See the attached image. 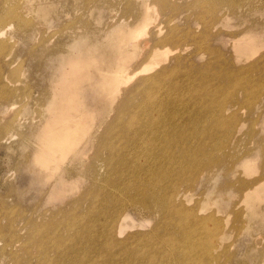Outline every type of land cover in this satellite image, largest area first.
<instances>
[{
    "label": "rangeland",
    "instance_id": "374dc122",
    "mask_svg": "<svg viewBox=\"0 0 264 264\" xmlns=\"http://www.w3.org/2000/svg\"><path fill=\"white\" fill-rule=\"evenodd\" d=\"M215 1L221 2V0H172V4L175 5L174 11L161 10L158 6V14L151 11L148 15L158 18L153 22L150 20L149 26L155 24L164 26V19L168 15L173 17L171 26L176 27V35H181L182 38H180L181 41L161 45L163 48L177 50L175 53L170 52L167 62L162 65L177 67L172 57L178 53L179 67L153 81L147 80V77L154 72L137 75L127 86V91L139 83V78L146 79L139 85V90L135 91L134 96L124 98L122 94L121 101L118 102L116 99L114 102L104 96L105 92L102 91L100 81V70L112 68L115 64L114 57L109 56L107 51L102 55L99 52L95 53L92 49L96 45L105 48L112 37L110 36L111 28L123 19L121 15L127 4L126 1L0 0V15H8L5 22H10L11 26L0 40V235L6 234L4 238L0 236L1 243L6 240L7 234L11 231H16L17 234L23 233L20 229L22 224L20 220L31 212L30 207L37 205L36 216L44 211L52 214L55 208H62V213L57 216L49 214L47 221H50L53 226H58L55 231L57 239L55 238L54 242L57 241L55 248L59 246L58 253L61 257L65 254V247L69 245L71 264H264V254H262L264 253V79H262L264 74L260 69L256 70L251 66L264 64V57L261 58L264 54V2H258V7L254 10L241 8L243 10L239 13L244 16L243 19L235 18L233 15L229 16L225 22L217 24L220 30L219 35L205 39L199 33L205 22L215 18L216 13L213 8L220 5ZM236 1L245 2L246 6L251 2L234 0ZM198 2L200 10H203L201 14L197 11ZM128 4L133 6L134 2L130 1ZM225 7L227 6L224 4L223 8ZM8 17L12 18L8 19ZM250 25L251 29H249ZM136 28L137 26L134 29ZM217 28L212 30H217ZM192 30L195 31L197 44L184 36L188 32L193 34ZM230 33L239 34L233 35L235 38H232L228 35ZM241 34L244 37H241ZM248 38L253 43L259 42L251 48L254 52L252 56H249L248 52L239 51V48L243 46L242 42ZM142 41L141 47H144L145 44ZM199 42H201L200 45ZM151 44L149 42L145 48L139 49L140 52L138 50L134 52L135 55L129 63V69L139 70L149 61L147 56L152 49ZM203 44L204 47H202ZM198 47L204 48V51L198 52L196 50ZM69 59H80L86 63L91 60L96 62L83 66L79 74L90 76L83 79L79 101L80 109L86 115L84 121L89 126L88 131L92 134L83 140L80 152L66 157L60 166V171L48 180L44 174L39 172V168L32 164L31 160L34 154H40V149H45L41 145L51 130L58 128L59 132L60 128L56 120L68 105L59 102L60 95L56 90H58L63 69L69 64ZM102 59L105 61L102 62ZM238 67H250V69L238 75L236 72ZM190 70L199 74L198 77L196 76L197 82L195 83L185 77ZM211 74L215 75L216 80L211 79ZM226 74L228 76H225ZM200 78L204 79V88L202 84L198 86ZM219 84L222 88H217ZM242 84L247 86L243 95L240 94ZM15 94H18V97ZM157 102L162 103L161 106H158ZM52 108L53 111H51ZM227 108L231 109L226 110ZM219 109L225 110L226 115L219 113L220 118L216 113ZM232 112L235 115L230 119ZM215 117L218 118V123ZM154 119L155 121L146 126V131L141 132L142 135L136 136L135 140L132 139L141 123ZM10 122L13 126H10ZM156 122L163 126L156 125ZM166 127L175 129L171 134ZM111 132L115 135H111ZM73 133L74 131H71L70 135ZM154 135L157 138L180 135L176 142L190 141L195 150L202 146L203 151L196 157H199L197 165L189 169L181 167V169L172 171L174 168L171 167L169 161H166L167 158L164 159L159 154L157 156L162 142L165 141L164 138L153 141V144L158 143L155 145L158 147H152L154 152L145 151L147 140L153 139ZM135 144L138 147L137 152H135ZM220 148H223L222 151ZM215 151L218 155H214L217 154ZM206 152H211V154ZM48 159L50 160L49 157ZM140 165L143 167L140 168ZM189 175L195 176L192 178ZM149 179L161 185V189L156 187L161 196L160 200L164 199L163 201L169 202L167 210L174 207L172 213L168 210L167 215L164 213L161 217V213L157 211L158 209L156 210L158 207H155L156 201L150 204L154 206L149 205L150 211L149 206L146 208L142 201L137 202L132 198L135 195L138 196L135 198H140L137 193H146V184ZM144 180H147L145 184H143ZM171 180H175L174 183ZM127 190L132 192L129 193ZM248 191L254 197L257 195L258 198L248 201L247 195L245 196L249 193ZM156 200L159 201L157 198ZM109 203L112 205H108ZM164 208L166 209L165 206ZM174 210H179V216H174ZM6 212H9V215ZM123 215H126L127 227H124L122 233L117 234V227ZM194 218H198V221L193 222ZM169 219L182 221L183 230L181 229L180 233L184 232L183 238L180 241L169 240L170 243L156 237H149V240L148 236L154 223L156 225L164 220L169 222ZM226 219H228L227 224ZM146 220H149V224L143 226ZM245 226L247 227L244 228ZM221 234L225 235L224 238Z\"/></svg>",
    "mask_w": 264,
    "mask_h": 264
},
{
    "label": "bare ground",
    "instance_id": "6f19581e",
    "mask_svg": "<svg viewBox=\"0 0 264 264\" xmlns=\"http://www.w3.org/2000/svg\"><path fill=\"white\" fill-rule=\"evenodd\" d=\"M10 1V0H9ZM14 1V0H13ZM75 1V0H74ZM90 1V0H89ZM108 1V0H107ZM119 1V0H118ZM126 1V5H125V8H124V12L122 13L121 17L123 19L120 20V22H118L117 25H114L111 30H110V33L112 36L110 39H109V42L105 45V48H102V47H98V45H96L92 50L95 51V53H100L102 55L106 54V51L107 53L109 54V56L111 57H114V66L112 68H106V69H101L100 70V81H101V88H102V91L105 92L104 93V96L109 98L110 100L112 101H116V99L118 100V102H120L121 100V97H122V94H124V98L127 97V98H130L132 97L131 95L134 96V93L135 91L139 90V85L142 84L143 80L146 79V78H139L140 81L137 85H134L132 86V88H130L128 91H127V86L130 84V82L133 81V79L139 75V74H146V73H151V72H154V74H150L149 77H147V80H158L161 76H163L164 74H168L169 72H172L176 69H178L179 67V62H180V57L179 55L177 56L178 53H176L175 55L176 56H173L172 57V60H175V64L177 65V67L175 65H172V66H164L162 65L163 63L167 62V58H168V55L170 52H177L176 51H173L171 49H168V48H163L164 44H168V43H175L177 42L178 40H180V37L179 35H176V27L175 26H171L172 24V18L173 17H168L166 19H164V26H160V24H155V25H151V22L155 21L158 17H150L148 14L152 12H156L158 14V9H157V6L161 8V10H169L170 11H174V7L175 5L172 4V0H124ZM130 1H133L134 2V5L132 6L131 4H128L130 3ZM211 1V0H210ZM243 1V0H241ZM250 4L248 6H246V3L243 2L241 3L240 1H236L234 2V0H221V2H216V3H220V5H217V8H213L214 10V13H216L215 15V18L213 20H210L208 22H205L204 23V26L202 27V30L201 32L199 33L200 36L204 37L205 39H210L211 37H216L217 35H219V28H217V24L218 23H221V22H225V20L229 19V16H234L235 18H241L243 19L242 17H244L242 14H240L239 12L242 11L241 8H247L248 9H252L254 10L256 7H258V2H264L263 0H247V3ZM6 2V1H5ZM8 2V1H7ZM20 2V1H19ZM52 2V1H51ZM73 2V1H72ZM87 2V1H86ZM213 2V1H212ZM16 3L18 4V2L16 1ZM24 4V2H22ZM41 3V2H40ZM75 3V2H73ZM90 3V2H89ZM93 2H91L92 4ZM108 3V2H107ZM118 3V2H116ZM195 3V1H194ZM214 3V4H216ZM11 4V3H10ZM76 4V3H75ZM125 4V3H124ZM211 4V3H210ZM227 6L225 8H223V6ZM4 5V4H3ZM16 5V4H15ZM37 5V4H36ZM41 5V4H40ZM74 5V4H73ZM103 5V4H102ZM109 5V4H108ZM116 5V4H115ZM199 2H198V8H197V11L198 13L201 14V11L200 10V7H199ZM208 5V4H207ZM14 6V5H12ZM26 6V5H24ZM76 6V5H74ZM106 6V5H105ZM112 6V5H111ZM195 6H197L195 4ZM213 6V5H212ZM211 6V7H212ZM8 7V6H7ZM16 7V6H15ZM35 7V6H34ZM89 7V6H88ZM104 7V6H103ZM107 7V6H106ZM105 7V8H106ZM114 7V6H113ZM117 7V6H116ZM189 7V6H188ZM193 7V6H192ZM94 8V7H93ZM102 8V6L100 7ZM118 8V7H117ZM204 8V7H202ZM210 8V7H209ZM12 9V7H11ZM10 11H13L11 10ZM13 9H15L13 7ZM96 9V8H95ZM98 9V8H97ZM194 9V8H193ZM108 10H109V7H108ZM113 10V9H112ZM134 10V11H133ZM246 10V9H244ZM3 11V10H2ZM6 11V10H5ZM104 12V11H103ZM10 12H8L9 14ZM94 13V12H93ZM98 13V12H97ZM111 13V12H109ZM206 13V12H205ZM7 14V13H6ZM113 14V13H112ZM172 14V13H171ZM5 15V14H4ZM114 15V14H113ZM209 15V14H208ZM8 16V15H7ZM7 16H3V15H0V40L1 38L5 35V32L7 31V29L11 28L10 26V22H5ZM11 16V15H10ZM96 16V15H95ZM115 16V15H114ZM175 16V15H174ZM14 17V16H13ZM18 17V16H17ZM100 17V16H99ZM116 17V16H115ZM205 17V16H204ZM210 17V16H209ZM9 18H12V17H8ZM16 18V17H15ZM180 18V17H179ZM198 19V18H197ZM151 20V22H150ZM176 20V19H175ZM14 21V19H13ZM19 21V20H18ZM203 21V20H202ZM206 21V20H205ZM16 22H17V19H16ZM21 22V21H20ZM26 22V21H25ZM24 22V23H25ZM18 23V22H17ZM16 23V24H17ZM150 23V24H149ZM20 24H23V23H20ZM85 24V23H84ZM110 24V23H109ZM224 24V23H222ZM27 25V24H26ZM253 25V24H252ZM17 26V25H16ZM30 26V25H29ZM106 26V25H105ZM137 26L136 29H134L135 27ZM36 27V26H35ZM81 27V26H80ZM16 28V27H15ZM180 28V27H179ZM217 30H212V29H216ZM41 29V28H40ZM134 29V30H132ZM175 29V30H174ZM249 29H251V25L249 26ZM262 29V28H261ZM19 30V29H17ZM22 30V29H21ZM132 30V31H131ZM260 30V29H259ZM14 31V30H13ZM20 31V30H19ZM35 31V30H34ZM43 31V30H42ZM83 31V30H82ZM165 31V33H163ZM37 32H39V30H37ZM8 33V32H7ZM44 33V32H43ZM60 33V32H59ZM163 33V34H162ZM183 33V32H182ZM192 33L191 34L190 32H188L187 35H184L187 39L189 40H192L194 42H196L197 44V41L195 39V31L192 30ZM253 33V32H252ZM256 33V32H255ZM11 34V33H10ZM40 34V33H39ZM186 34V33H184ZM239 34V33H230L228 34L230 37L232 38H235V36ZM235 35V36H233ZM254 35V34H253ZM8 36V35H7ZM42 35H40L41 37ZM86 36V35H85ZM197 36V35H196ZM11 37V36H10ZM88 37V35L86 36ZM241 37H244L242 36L241 34ZM248 37V36H247ZM256 37V36H255ZM8 38V37H7ZM27 38V37H26ZM72 38V37H71ZM185 38V39H186ZM246 38V36H245ZM254 38V37H252ZM46 39V38H44ZM105 39V38H104ZM107 39V38H106ZM4 40V39H3ZM143 40V41H142ZM202 40V39H200ZM199 40V41H200ZM217 40V39H216ZM234 40V39H233ZM241 40V39H240ZM239 40V41H240ZM247 40V41H246ZM5 41V40H4ZM12 41V40H11ZM89 40H87V43H88ZM105 41V40H104ZM141 41L144 42L143 44L144 47H141ZM181 41V40H180ZM184 40H182L183 42ZM205 41V40H204ZM203 41V42H204ZM228 41V40H227ZM238 41V42H239ZM10 42V41H9ZM70 42V40H69ZM151 42V47L152 49L150 50V53H148V56H147V59H149V61L142 67L140 68L139 70H131L129 69V63L132 62V59L134 57V52L136 53V51L141 48H145V46H147V44ZM181 42V43H182ZM235 42V41H233ZM8 43V42H7ZM86 43V44H87ZM180 43V42H179ZM201 42H199V45H200ZM243 43V46H241V48H239V51L245 53V52H248L250 53L249 56H252L254 55V52H252L251 48L252 47H255L257 44L256 43H253V41L251 39H245ZM35 44V43H34ZM69 44V43H68ZM89 44V43H88ZM92 44V43H91ZM103 44V43H102ZM234 44V43H233ZM163 45V46H161ZM240 45V44H239ZM45 46V45H44ZM102 46V45H101ZM104 46V44H103ZM89 47V46H88ZM150 47V48H151ZM204 47V44L203 46ZM240 47V46H239ZM35 48V47H34ZM102 48V49H101ZM163 48V49H162ZM31 49V48H30ZM65 49V48H63ZM211 49V48H210ZM32 50V49H31ZM67 50V49H66ZM91 50V51H92ZM201 52L204 51V48H201V47H198V49H196ZM5 51V50H4ZM67 52V51H66ZM140 52V51H139ZM197 52V53H198ZM85 53V52H84ZM209 53V52H208ZM222 53V52H221ZM73 54V53H72ZM172 54V53H171ZM4 55V54H3ZM71 55V54H70ZM87 55V54H86ZM78 56V54H77ZM88 56V55H87ZM86 56V57H87ZM2 57V56H1ZM62 57V56H60ZM69 58V56H67ZM80 57V56H79ZM85 57V56H84ZM89 57V56H88ZM188 57V56H187ZM210 57V56H209ZM264 57V54L261 58ZM3 58V57H2ZM139 58V57H138ZM223 58V57H222ZM71 59V58H70ZM69 59V60H70ZM88 59V58H87ZM110 59V58H109ZM108 60V59H107ZM213 60V59H212ZM220 60V59H218ZM62 61V60H61ZM87 61V60H86ZM102 62H104L105 60L102 59L101 60ZM111 61V59L109 60ZM137 61V60H136ZM249 61V60H248ZM210 62V61H209ZM231 62V61H230ZM247 62V61H246ZM68 63V62H67ZM90 63L94 64L96 63L94 60H91V62H88L86 63L84 60H80V59H72L69 61V64L67 67H65L63 70V73H62V76L60 77V80H59V85H58V91L59 92V95H60V101L59 102H62V103H66V105H68L67 109L63 110V113H61L59 116H58V119L56 120V123H58L57 125H59V132H58V128L57 129H52L51 130V133L48 134L45 138V140L43 141V147H45V149H40L41 151L40 154L39 153H36L34 154L33 156V159L31 160L32 164H35L38 168H39V172L43 175L46 176V179L49 180V178H52L55 176V174H57L60 170V166L62 165V163L64 162V159L66 157H68L69 155H76L77 153H79L80 149L82 148V144H83V140L87 137L89 138V136H91L92 132H89L88 129H89V126L86 124V122L84 121L85 120V116L83 114V111L82 109H80V91L82 90L81 88V84L83 82V79L84 78H88L90 77L89 75L85 74L84 76H81L79 75L80 74V70L83 68V66H86L87 64L89 65ZM106 63V62H105ZM233 64V63H232ZM96 65V64H95ZM113 65V64H112ZM205 65V64H204ZM65 66V64L63 65ZM252 67H255L256 70L260 69L261 72L264 74V64H261L259 63L258 65H251ZM22 68V67H21ZM210 68V67H209ZM221 68V67H220ZM223 68V67H222ZM221 68V69H222ZM180 69V68H179ZM224 69V68H223ZM250 69V67H238V69H236V72L237 74L241 75L242 72H244V70H248ZM184 70V69H183ZM253 70V69H252ZM186 71V70H185ZM219 71V70H218ZM224 71V70H223ZM255 71V70H254ZM206 72V71H205ZM228 72V71H227ZM180 73V72H179ZM203 73V72H201ZM208 73V72H207ZM229 73V72H228ZM234 73V72H233ZM141 74V75H142ZM182 74V73H181ZM220 74V73H219ZM218 74V75H219ZM247 74V72H246ZM177 75V74H176ZM179 75V74H178ZM199 75L197 72H195L194 70H190V72H188V74L185 75V77L188 79V80H193V83L197 82V78L196 76ZM217 75V74H216ZM182 76V75H181ZM211 79H214L216 80L215 78V75L211 74ZM209 76V77H210ZM224 76V75H223ZM225 76H228L227 74ZM244 76V75H243ZM249 76V75H248ZM52 77V76H51ZM184 77V76H182ZM198 77V76H197ZM218 77V76H217ZM245 77V76H244ZM172 78V77H171ZM249 78V77H248ZM0 79H1V74H0ZM53 79V77H52ZM264 79V78H262ZM200 81H198V86L199 84H202L203 88L205 87V83L203 82L204 79L200 78L199 79ZM259 80V79H257ZM15 81V80H14ZM5 82V81H4ZM189 82V81H188ZM243 82V81H242ZM261 82V81H260ZM6 83V82H5ZM50 83V82H49ZM52 83V81H51ZM50 83V84H51ZM104 83V84H103ZM57 84V83H56ZM55 84V85H56ZM103 84V85H102ZM158 84V83H157ZM176 84V83H175ZM214 85V84H213ZM231 85V84H230ZM253 85V84H252ZM250 85V86H252ZM261 85V84H260ZM52 86V85H51ZM155 86V85H154ZM166 86V85H165ZM169 86V85H168ZM201 86V85H200ZM199 86V87H200ZM224 86V85H223ZM6 87V86H5ZM135 87V88H133ZM171 87V86H170ZM218 87H221L220 84L217 85V88ZM247 86L245 84H242V87L240 89V94L243 95L245 94V88ZM256 87V86H255ZM150 88V87H149ZM168 88V87H167ZM180 88V87H179ZM188 88V87H187ZM194 88H197V87H194ZM202 88V87H201ZM215 88V87H214ZM222 88V87H221ZM8 89V88H7ZM172 89V88H171ZM182 89V88H181ZM193 89V88H191ZM239 89V88H238ZM255 89V88H254ZM53 90V89H52ZM50 90V91H52ZM141 90V89H140ZM149 90V89H148ZM158 90V89H157ZM184 90V89H183ZM220 90V88H219ZM224 90V89H223ZM229 90V89H228ZM17 91V90H16ZM55 91V90H54ZM55 91V92H56ZM177 91V90H176ZM196 91V90H195ZM225 91V90H224ZM234 91V90H233ZM26 92V91H25ZM28 92V91H27ZM167 92V91H166ZM191 92V91H190ZM214 92V91H213ZM227 92V91H226ZM12 93V91H11ZM10 93V94H11ZM53 93V92H52ZM138 93V92H137ZM192 93V92H191ZM200 93V92H199ZM3 94V93H2ZM1 94V96H2ZM7 94V93H6ZM5 94V95H6ZM13 94V93H12ZM21 94V92H20ZM198 94V93H197ZM196 94V95H197ZM17 95L18 97V94H15ZM14 95V96H15ZM26 95V94H25ZM30 96V95H29ZM141 96V95H140ZM139 96V97H140ZM144 96V95H143ZM167 96V95H166ZM220 96V95H219ZM21 97V96H20ZM54 97V96H53ZM57 97V96H56ZM183 97V96H182ZM215 97H216V94H215ZM6 98V97H4ZM10 98V96H9ZM28 98V97H27ZM143 98V97H142ZM158 98V97H157ZM196 98V97H195ZM219 98V97H218ZM233 98V97H232ZM51 99V98H50ZM55 99V98H54ZM53 99V100H54ZM136 99V98H135ZM134 99V100H135ZM141 99V98H140ZM147 99V98H146ZM152 99V98H151ZM167 99V98H166ZM231 99V98H230ZM57 99H55L56 101ZM139 100V99H138ZM237 100V99H236ZM25 101V100H24ZM149 101V100H148ZM27 102V101H26ZM58 102V101H56ZM58 102V103H59ZM38 103V102H37ZM131 103V102H130ZM169 103V102H167ZM35 104V103H34ZM33 104V105H34ZM53 104V103H52ZM162 103L159 104V102H157V105L158 106H161ZM4 105V104H3ZM7 105V104H6ZM36 105V104H35ZM34 105V106H35ZM42 105V104H41ZM118 105V104H117ZM12 106V105H11ZM26 106V105H25ZM104 106V105H103ZM102 106V107H103ZM134 106V105H133ZM248 106V105H247ZM29 107V106H28ZM26 107V108H28ZM38 107V106H37ZM53 107V106H51ZM249 107V106H248ZM41 108V106H40ZM138 108V107H137ZM55 109V108H54ZM231 108H227L226 110H229ZM25 110V109H24ZM48 110V109H47ZM69 110V111H68ZM104 110V109H103ZM10 111V110H9ZM31 111V110H30ZM41 111V110H40ZM53 111V108L52 110ZM50 111V112H51ZM140 111V110H138ZM137 111V112H138ZM231 111V110H230ZM233 111V110H232ZM105 113V111H103ZM9 113V112H8ZM43 113V112H42ZM107 113V112H106ZM125 113V112H124ZM127 113V111H126ZM125 113V114H126ZM147 113V111H146ZM217 115L219 116V113L221 114H225V110L223 109H219L217 110ZM49 114V113H48ZM109 114V113H107ZM131 114V113H130ZM105 115V114H104ZM139 115V114H138ZM226 115V114H225ZM234 112H232L231 116H230V119H232V116H234ZM44 116V115H43ZM124 116V115H123ZM131 116V115H130ZM137 116V115H136ZM48 117V115H47ZM133 117V116H132ZM156 117V116H155ZM220 117V116H219ZM221 118V117H220ZM219 118V119H220ZM14 119V118H13ZM47 119V118H46ZM49 119V117H48ZM125 119V118H123ZM136 119V117H135ZM138 119V118H137ZM149 119V117H148ZM161 119V117H160ZM17 120V119H16ZM15 120V121H16ZM60 120V121H59ZM104 120V119H103ZM102 120V121H103ZM120 120V119H119ZM223 120V119H222ZM49 121V120H48ZM59 121V122H58ZM137 121V120H136ZM144 121V120H143ZM150 121V120H149ZM155 121L152 120L150 122H144V123H141L140 127L137 128L135 131V135L132 136V139L135 140V137L136 136H139V135H142V131H146V126H148V124H150L151 122ZM193 121H196L195 119H193ZM215 121L218 123L219 120L218 118L215 117ZM9 122V121H8ZM18 122V121H16ZM20 122H21V119H20ZM106 122V121H105ZM118 122V121H117ZM159 122V121H158ZM156 122V125L160 126V124ZM197 122V121H196ZM12 122H10V126L12 125L11 124ZM32 123V122H31ZM195 123V122H194ZM30 124V123H29ZM40 124V123H39ZM100 124V123H99ZM114 124V123H112ZM126 124V123H125ZM131 124V123H130ZM5 125V124H4ZM17 125V124H16ZM15 125V126H16ZM22 125V124H21ZM123 125V124H122ZM197 125V124H196ZM7 126V125H6ZM13 126V125H12ZM101 126V125H100ZM133 126V125H132ZM163 124H161L160 127H162ZM219 126V124H218ZM18 127V126H17ZM111 127V126H110ZM119 127V126H118ZM123 127V126H122ZM125 127V126H124ZM128 127V126H127ZM165 127V126H164ZM8 128V127H7ZM13 128V127H12ZM16 128V127H15ZM130 128V127H128ZM168 130H169V133H173V130L175 128H171V127H166ZM4 129V128H3ZM21 129V128H20ZM30 129V128H29ZM127 129V128H125ZM148 129V128H147ZM161 129V128H160ZM160 129H157V130H160ZM163 129V128H162ZM5 130V129H4ZM12 130V129H10ZM19 130V129H18ZM99 130V129H98ZM97 130V131H98ZM121 130V129H120ZM71 131H74L73 134L70 135V132ZM128 131V130H127ZM133 132V131H131ZM148 132V131H147ZM1 133V132H0ZM95 133V132H94ZM125 134V133H124ZM111 135L112 132H111ZM115 135V134H114ZM113 135V136H114ZM39 136V135H38ZM125 136V135H124ZM30 137H33V136H30ZM29 137V138H30ZM178 137H180V135H174V136H159L158 138L156 137V135H154L153 139H150L147 140L146 142V147L145 148V151L147 152H154L153 148L152 147H158V146H155V145H158L157 142H154L155 144H153V141L156 140V139H159V138H164L165 141L162 142V147L160 148V150L158 151L157 153V156L158 154L159 155H162V157L167 158L166 161L168 162L169 161V164H171V167L174 168L172 171H175L176 169H181V167H185V169H189V168H193L194 165H197V159L199 158H196L200 152L203 151V149L200 147L199 149L197 148L195 150V148L193 147V143L191 144L190 141L189 142H183V141H178L176 142V139H178ZM251 137V136H250ZM22 138V137H21ZM40 138V137H39ZM131 138V137H130ZM24 139V138H22ZM28 139V138H27ZM31 139V138H30ZM121 139V138H120ZM119 140V139H118ZM125 140V139H124ZM122 140V141H124ZM29 142V139L27 140ZM149 141V142H148ZM240 141V140H238ZM134 142V141H133ZM217 141H215L216 143ZM35 143V142H34ZM91 143V142H90ZM94 143V142H93ZM108 143V142H107ZM110 143V142H109ZM121 143V142H120ZM203 143V142H202ZM218 143V142H217ZM28 144V143H27ZM40 144V143H39ZM104 144V143H103ZM201 144V143H200ZM232 144V143H231ZM26 145V144H25ZM32 145V144H31ZM38 145V144H37ZM115 145V144H114ZM136 145V144H135ZM206 145V144H205ZM214 145V144H213ZM34 146V145H33ZM102 146V145H101ZM124 146V145H123ZM126 146V145H125ZM93 147V145H92ZM119 147V146H118ZM199 147V146H198ZM212 147V146H211ZM221 147V146H219ZM223 147V146H222ZM101 147H99L100 149ZM110 148V147H109ZM117 148V147H116ZM135 152H137V145L135 146ZM205 149V147H203ZM210 148V147H209ZM258 148V147H257ZM39 149V147H38ZM91 149V148H90ZM118 149V148H117ZM132 149V148H131ZM143 149V148H142ZM223 149V148H220V150ZM104 150V148H103ZM114 150V149H113ZM259 150V149H258ZM79 151V152H78ZM133 151V150H132ZM211 151V149H210ZM219 151V150H218ZM222 151V150H221ZM90 152V151H89ZM118 152V151H117ZM121 152V151H120ZM216 152V151H215ZM214 152V153H215ZM220 152V151H219ZM128 153V152H127ZM131 153V152H130ZM207 153V152H206ZM217 154H214V155H218V152H216ZM116 154V153H115ZM150 154V153H149ZM203 154H205L203 152ZM207 154H211L210 153H207ZM102 155V154H101ZM202 155V154H201ZM213 155V156H214ZM125 156V155H124ZM123 156V157H124ZM138 156V155H137ZM140 156V155H139ZM144 156V154H143ZM206 156V154H205ZM220 156V155H219ZM234 156V155H233ZM48 157L50 158V160L48 159ZM107 157V156H106ZM122 157V156H121ZM201 157V156H200ZM209 157V156H208ZM98 158V157H97ZM125 158V157H124ZM150 158V157H149ZM210 158H212L210 156ZM209 158V159H210ZM219 158V157H218ZM247 158V157H246ZM134 159V158H133ZM206 159V158H205ZM204 159V160H205ZM239 159V158H238ZM250 159V158H249ZM100 161V159H98ZM112 160H115V159H112ZM122 160V159H121ZM208 160V159H207ZM206 160V161H207ZM211 160V159H210ZM86 161V160H85ZM157 161V160H156ZM209 161V160H208ZM207 161V162H208ZM96 162V161H95ZM102 162V160H101ZM112 162V161H110ZM117 162V161H116ZM141 162V160H140ZM158 162V161H157ZM203 162V161H202ZM242 162V161H241ZM87 163V162H86ZM152 163V162H151ZM164 163V162H163ZM162 163V164H163ZM205 163V162H204ZM31 164V165H32ZM97 164V163H96ZM111 164V163H110ZM117 164V163H116ZM123 164H124V161H123ZM199 164V163H198ZM202 164V163H201ZM24 165V164H23ZM83 165V164H82ZM95 165V164H94ZM118 165V164H117ZM142 165V164H141ZM140 165V168L143 167ZM164 165V164H163ZM203 165V164H202ZM33 166V165H32ZM114 166V165H113ZM208 166V165H207ZM235 166V165H234ZM111 168H114L112 166H110ZM155 167H156V164H155ZM163 167V166H162ZM199 167V165L197 166ZM202 167V166H200ZM97 168V167H96ZM139 168V169H140ZM203 168V167H202ZM119 169V167H118ZM136 169V168H135ZM165 169V168H164ZM163 169V170H164ZM239 169V168H238ZM69 170V169H68ZM114 170V169H113ZM127 170V169H126ZM167 170V169H166ZM203 170V169H202ZM73 171V170H72ZM100 171V170H99ZM137 171V170H136ZM143 171V170H142ZM169 171V170H168ZM167 171V172H168ZM171 171V172H172ZM197 171V170H196ZM67 172V171H66ZM76 172V171H75ZM109 172V171H108ZM108 172L106 174H108ZM113 172V171H112ZM122 172V171H121ZM156 172V171H155ZM177 172V171H176ZM186 172V171H185ZM184 172V173H185ZM193 172V171H192ZM68 173V172H67ZM110 173V172H109ZM126 173V172H125ZM137 173V172H136ZM149 173V171H148ZM153 173V172H152ZM169 173V172H168ZM174 173V172H173ZM198 173V172H197ZM201 173V172H200ZM234 173V172H233ZM237 173V172H236ZM32 174V173H30ZM93 174V173H92ZM102 174V173H101ZM104 174V173H103ZM114 174V173H113ZM139 174V173H138ZM154 174V173H153ZM160 174V173H159ZM183 174V172H182ZM191 174V173H190ZM199 174V173H198ZM34 175V174H33ZM110 175V174H109ZM121 175V173H120ZM163 175V174H161ZM175 174H173L174 176ZM178 175V174H177ZM180 175V174H179ZM192 175V174H191ZM235 175V174H234ZM101 177V175H99ZM104 176V175H103ZM113 176V175H112ZM122 176V175H121ZM153 176V175H152ZM157 176V175H156ZM164 176V175H163ZM190 176V175H189ZM195 176V175H194ZM193 176V177H194ZM33 177V176H32ZM94 177V175H93ZM107 177V176H106ZM150 177V176H149ZM171 177V175H170ZM181 177V175H180ZM186 177V176H185ZM192 177V176H190ZM192 177V178H193ZM233 177V175H232ZM96 178V177H95ZM105 178V177H104ZM103 178V179H104ZM113 178V177H112ZM119 178V177H118ZM164 178V177H163ZM173 178V177H171ZM35 179V177H34ZM122 179V178H121ZM120 179V181H121ZM181 179V178H180ZM196 179V178H195ZM99 180V179H98ZM112 180V179H111ZM143 180V179H142ZM150 180V182H149ZM148 180V183L146 184V193H137L136 191L134 192L135 194H139L140 198H135L137 195L135 196H131L133 199H136L137 202H140L142 201L143 205L147 208V206H149L151 203H156L155 207H158L156 208V210L158 212H160L161 214V217H163L162 215L165 213L166 214V211L170 213L173 212V208H170L167 210V203L169 202H166V201H163L164 199H161L160 200V195L158 193V190L159 187L161 185H157L154 183V181H151V179ZM159 180V179H158ZM161 180V178H160ZM179 180V179H178ZM35 181V180H33ZM94 181V180H93ZM97 181V179H96ZM109 181V180H108ZM118 181V180H117ZM124 181V180H123ZM147 181V180H146ZM146 181L144 180L141 181V183L143 182V184L146 183ZM172 181V180H171ZM175 181V180H174ZM174 181H172L174 183ZM37 182V181H36ZM103 182V181H102ZM106 182V181H105ZM125 182V181H124ZM155 182H158V181H155ZM177 182V181H176ZM185 182V181H184ZM182 182V183H184ZM194 182V181H193ZM96 183V182H95ZM104 183V182H103ZM121 183V182H120ZM169 183H170V180H169ZM192 183V182H191ZM214 183V182H213ZM216 183V182H215ZM214 183V184H215ZM46 184V183H45ZM105 184V183H104ZM114 184L117 185V183L114 182ZM123 184V183H122ZM57 185V184H56ZM99 185V184H98ZM107 185V184H106ZM125 185V184H124ZM123 185V186H124ZM164 185V184H163ZM174 185V184H173ZM177 185V184H176ZM97 186V185H96ZM94 186V187H96ZM119 186V185H117ZM172 186V184L170 185ZM175 186V185H174ZM258 186V185H257ZM38 187V186H37ZM92 187V188H94ZM99 187V186H97ZM109 187V186H108ZM114 187V186H113ZM120 187V186H119ZM156 187H158L156 189ZM179 187V186H178ZM177 187V188H178ZM212 187V186H211ZM215 187V186H214ZM55 188V187H54ZM110 188H112L110 186ZM125 188V186H124ZM127 188V187H126ZM172 188V187H171ZM174 188V187H173ZM258 188V187H257ZM100 189V188H98ZM109 189V188H108ZM107 189V191H108ZM113 189V188H112ZM123 189V188H122ZM128 189V188H127ZM161 189V187H160ZM192 189V188H191ZM16 190V189H15ZM26 190V189H25ZM52 190V189H51ZM55 190V189H54ZM91 190V189H90ZM89 190V191H90ZM115 190V188H114ZM157 190V191H156ZM176 190V189H175ZM19 191V190H18ZM26 191H29V190H26ZM25 191V192H26ZM129 192V190H127ZM1 192V191H0ZM31 192V191H29ZM35 192V191H34ZM101 192V191H100ZM109 192V191H108ZM113 192V190H112ZM126 192V191H125ZM130 192H132L130 190ZM129 192V193H130ZM178 192V191H177ZM214 192V191H213ZM231 192V191H230ZM249 192V191H248ZM256 192V191H254ZM252 192V193H254ZM19 193V192H18ZM28 193V192H27ZM106 193V192H105ZM124 193V191L122 192ZM173 193V192H171ZM211 193V191H210ZM228 193V192H227ZM258 193V192H256ZM255 193V194H256ZM32 194V193H31ZM177 194V193H176ZM175 194V196H176ZM217 194V193H216ZM259 194V193H258ZM18 195V194H17ZM28 195V194H26ZM91 195V194H90ZM111 195V194H110ZM133 195V194H132ZM188 195V194H186ZM229 195V194H228ZM247 195L248 197V201H253L255 198H258L257 195L252 196L249 193H246L245 196ZM260 195V194H259ZM93 196V195H92ZM101 196V194H100ZM127 196V195H126ZM129 196V195H128ZM165 196V195H164ZM184 196V195H183ZM189 196V195H188ZM205 196V195H204ZM208 196V195H207ZM206 196V197H207ZM89 197V196H87ZM94 197V196H93ZM122 197V196H121ZM138 197V196H137ZM178 197V196H177ZM254 197V198H253ZM18 198V197H17ZM127 198H130V197H127ZM156 198L160 201H157ZM164 198V197H163ZM168 198V197H167ZM171 198V197H169ZM29 199V198H27ZM132 199V200H133ZM174 199V198H173ZM179 199V198H178ZM184 199V198H183ZM182 199V201H183ZM206 199V198H205ZM219 199V198H218ZM243 199V198H242ZM94 200V199H93ZM102 200V198H101ZM200 200V199H199ZM207 200V199H206ZM216 200V199H215ZM107 201V200H106ZM131 201V200H130ZM129 201V202H130ZM156 201V202H155ZM173 201V200H172ZM180 201V200H179ZM217 201V200H216ZM221 201V200H220ZM22 202V201H21ZM128 202V201H127ZM132 202V201H131ZM135 202V200H134ZM133 202V203H134ZM225 202V201H223ZM98 203V202H97ZM108 203V202H107ZM117 203V202H115ZM132 203V204H133ZM1 204V203H0ZM22 204V203H21ZM103 204V203H102ZM106 204V203H105ZM131 204V205H132ZM150 205L151 207L154 206V205ZM92 205V204H91ZM96 205V204H95ZM100 205V204H99ZM108 205H112V204H108ZM139 205V204H138ZM142 205V208H144V206ZM173 205V204H172ZM218 205V204H217ZM227 205V204H226ZM81 206V205H80ZM116 206V205H115ZM140 206V205H139ZM149 206V209L151 208ZM164 206L166 207V209L164 208ZM177 206V205H175ZM182 206V205H181ZM6 207V206H5ZM93 207V206H92ZM134 207V206H133ZM37 208V205H34L32 207H30V213L27 214L26 216H24L20 221H21V232L23 231V233L21 234H17V232L15 231H11V233L7 234L6 236V240H4V242L1 243V240H0V264H71L72 262L70 261V258H69V254L70 252H68L70 249L69 245L66 246V250H65V254L63 255V257L60 256V254L58 253V248H55V246L57 245V241L54 242V239L57 237L55 236L56 235V230H57V227L58 226H53L51 224L50 221H47V217L49 216V214L51 213H48L46 211L42 212V213H39L37 214V216L35 215V211ZM112 208V207H111ZM130 208V207H129ZM132 209V208H131ZM136 209V207H135ZM197 209V208H196ZM8 210V209H6ZM13 210V208H12ZM17 210V209H16ZM147 210V209H146ZM154 210V209H153ZM165 210V212H164ZM191 210V209H190ZM9 211V210H8ZM141 211V210H140ZM145 211V210H144ZM151 211V209H150ZM155 211V210H154ZM194 211V210H193ZM241 211V210H240ZM5 212V211H4ZM94 212V211H93ZM146 212V211H145ZM179 210H174V216H179ZM184 212V211H183ZM197 212V210H196ZM1 213V212H0ZM7 214L9 212H6ZM5 213V214H6ZM62 213V208H55L54 211H52V216H57V214H60ZM156 213V212H155ZM192 213V212H191ZM194 213V212H193ZM238 213V212H237ZM11 214V213H10ZM16 214V212H15ZM22 214V213H21ZM122 214V213H121ZM197 214V213H196ZM9 215V214H8ZM23 215V214H22ZM21 215V216H22ZM167 215V214H166ZM191 215V214H190ZM20 216V217H21ZM79 216V215H78ZM76 216V217H78ZM214 216V215H213ZM7 217V216H6ZM75 217V216H74ZM196 217V216H195ZM235 217V216H234ZM125 218H126V215H123L122 216V220L121 222L119 223L118 227H117V234L118 233H122L124 227H127V224L125 222ZM254 218V217H253ZM10 219V218H9ZM8 219V221H9ZM13 219V218H12ZM241 219V218H240ZM62 220V219H61ZM72 220V219H71ZM128 220V219H127ZM170 220V219H169ZM184 220V219H183ZM222 220V219H221ZM226 224L228 222V219H226ZM11 221V220H10ZM13 221V220H12ZM52 221V219H51ZM168 221V220H167ZM166 221V222H167ZM195 221H198V218H194L193 222ZM210 221V220H209ZM217 221V220H216ZM155 222H158V221H155ZM165 220L162 221V223H157L155 225L154 223V227L152 229V231L150 232L149 236H148V239L149 237H156V238H159V240L161 241H165L167 243H170L171 241H180L182 238H183V233H180L183 229L181 226L182 225V221H178L177 220H170L169 222L166 223ZM261 222V221H260ZM146 224H142L143 226L144 225H147L149 224V220H146L145 221ZM211 223V222H210ZM241 223V222H240ZM243 223V221H242ZM56 224V223H55ZM194 224V223H193ZM132 225V224H131ZM141 225V224H140ZM141 225V226H142ZM224 225V224H223ZM2 226V225H1ZM61 226V225H60ZM71 226V225H70ZM114 226V225H113ZM142 226V227H143ZM197 226V225H196ZM248 226V225H247ZM247 226H245L244 228H246ZM252 226V225H251ZM227 227V226H226ZM240 227V226H239ZM11 228V227H10ZM17 228V227H16ZM15 228V229H16ZM114 228V227H113ZM253 228V227H252ZM66 229V228H65ZM69 229V228H68ZM115 229V228H114ZM182 229V230H181ZM238 229V228H237ZM236 229V231H238ZM61 230V229H60ZM247 230V229H246ZM1 231V229H0ZM115 231V230H114ZM240 231V230H239ZM238 231V232H239ZM63 232V231H62ZM250 232V231H249ZM252 232V231H251ZM13 233V234H12ZM66 233V232H65ZM69 233V232H68ZM242 233V232H241ZM240 233V234H241ZM6 235V234H5ZM5 235H0L2 238L5 237ZM65 235V234H64ZM67 235V233H66ZM224 238L225 235L221 234ZM21 236V237H20ZM211 237V236H210ZM237 237V236H236ZM252 238V237H251ZM62 239V238H61ZM76 239V238H74ZM212 239V238H211ZM219 239V238H218ZM256 239V238H255ZM63 240V239H62ZM69 240V239H68ZM150 240V239H149ZM155 240V239H154ZM171 240V241H169ZM217 240V239H216ZM77 241V240H76ZM218 241V240H217ZM216 241V242H217ZM66 242V241H65ZM149 242V241H148ZM160 242V241H158ZM206 242L208 243V241L206 240ZM253 242V241H252ZM255 242V241H254ZM72 243V242H71ZM161 243V242H160ZM215 243V242H214ZM209 244V243H208ZM236 244V243H235ZM72 245V244H71ZM75 245V244H74ZM217 245V244H216ZM225 245V244H224ZM222 246V245H221ZM256 246V245H254ZM80 248V247H79ZM228 248V247H227ZM257 248V247H256ZM224 249V248H223ZM73 250V249H72ZM229 250V249H228ZM79 251V250H78ZM223 251V250H222ZM230 251V250H229ZM255 251V250H254ZM51 252V253H50ZM61 252V251H60ZM67 252V253H66ZM260 252V251H259ZM262 252V250H261ZM20 254H22V257H20ZM74 254V253H73ZM264 254V253H262ZM261 255V253L259 254ZM256 256V255H255ZM264 256V255H263ZM229 257V256H228ZM259 257V256H258ZM264 258V257H263ZM180 259V258H179ZM262 259V258H261ZM177 264V263H176Z\"/></svg>",
    "mask_w": 264,
    "mask_h": 264
}]
</instances>
